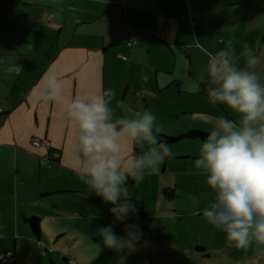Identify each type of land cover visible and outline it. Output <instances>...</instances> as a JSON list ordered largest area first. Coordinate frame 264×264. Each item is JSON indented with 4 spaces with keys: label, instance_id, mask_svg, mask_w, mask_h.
I'll return each mask as SVG.
<instances>
[{
    "label": "crops",
    "instance_id": "crops-1",
    "mask_svg": "<svg viewBox=\"0 0 264 264\" xmlns=\"http://www.w3.org/2000/svg\"><path fill=\"white\" fill-rule=\"evenodd\" d=\"M69 2L64 0V5L74 4ZM95 2L101 6L84 8L83 11H92L93 14L84 13L82 16H66L64 13L71 12L63 6H45L44 9L51 14L39 15L40 23L36 28L52 30L55 42L49 47L33 50L30 32L25 27L21 28L20 32L28 36L23 41L30 46L16 47L18 57L13 58L22 66L23 71L15 73L5 70L6 75L27 79L28 83H32L27 94H24L25 90L19 91L15 95L16 100H9V110L0 107L4 116L0 125V255L13 254L14 262L10 264H22L21 260L26 258L25 253L37 256V264H43L44 257L40 253L38 255L35 246H41L42 243L57 246L60 239L68 241L70 223L84 224L83 199L88 200L89 197L84 195L87 186L79 179L70 159V153L76 146L77 129L65 122L64 105H38L33 102V95L48 74L56 73L61 77L65 95L69 99L73 96L99 94L111 88L116 92V101L127 103L134 111L151 110L163 126L159 134L163 142L165 140L161 135L180 137L194 128L193 114L203 112L210 123H201L209 128L214 126L212 124L219 116V104L208 101L206 83L193 77L185 79L178 56H174L171 71L159 66H140V83L132 85L129 77L133 76L131 74L137 67L139 51L134 44L130 49L127 39L122 42L116 40L115 33L127 26L125 22L129 13L137 12L144 5H153L152 0ZM14 5L21 8L26 6L19 2ZM63 11L58 17L53 15ZM126 40L127 44L124 43ZM119 43L124 44L118 46ZM120 51L123 53L119 54ZM32 54L36 57L33 58ZM111 55H115V59L124 65V71L128 74L127 80L121 84L115 81V70L121 68V65L119 63L116 67ZM26 57L28 61L24 60ZM194 82H200L199 88L194 86ZM192 96L193 103L190 100ZM114 107H117L115 101ZM33 141L49 143L50 150L42 145L33 147ZM201 142L199 139L185 138L166 142L171 146L175 158L166 160L160 166L161 174L175 173L176 168L168 167L170 160H187L192 157L195 161ZM54 151L58 154L57 159L52 156ZM190 153L193 155L188 156ZM182 171L180 173L197 175L199 179L185 178L183 184L174 180L170 187L174 190V196L168 200L175 202V212L178 214L185 217L197 214L202 217L204 209L214 199L210 195L212 191L206 184L205 176L194 167ZM65 195L77 196V212L71 210L68 213L61 208L62 205L69 209L73 206L72 199ZM33 216L40 219L38 236L25 221ZM225 241L216 242V247L210 251L196 248L197 253L200 258L208 254V257L213 258L212 262L220 264H241L242 260L254 257V253L231 248ZM57 254L63 262L69 264L64 252L57 251ZM32 262L30 258L29 264ZM49 264L56 263L50 258ZM253 264H264V258H254Z\"/></svg>",
    "mask_w": 264,
    "mask_h": 264
},
{
    "label": "clouds",
    "instance_id": "clouds-1",
    "mask_svg": "<svg viewBox=\"0 0 264 264\" xmlns=\"http://www.w3.org/2000/svg\"><path fill=\"white\" fill-rule=\"evenodd\" d=\"M207 54L206 74L200 78L207 85V96L237 114L239 122L218 116L200 143L193 167L214 193L203 215L224 234L229 247L254 253L241 261L253 264L254 258H264V52L249 47L242 54L243 65L230 46ZM6 70L20 73L23 68L14 61ZM194 86L199 88L200 82ZM115 98V90L109 88L69 99L61 77L51 73L33 102L65 106L63 118L78 133L71 162L79 179L111 205L113 222L101 228L102 244L117 253H133L147 245L141 243L140 223H127L138 219L135 190L147 175L158 173L166 160L175 157L171 146L160 139L163 126L154 112L134 111ZM118 224L124 225V236L116 234Z\"/></svg>",
    "mask_w": 264,
    "mask_h": 264
},
{
    "label": "rangeland",
    "instance_id": "rangeland-1",
    "mask_svg": "<svg viewBox=\"0 0 264 264\" xmlns=\"http://www.w3.org/2000/svg\"><path fill=\"white\" fill-rule=\"evenodd\" d=\"M152 1L153 5H144L145 7L139 8L137 12L129 13L125 22L127 26L115 33L116 40L122 42L127 39L129 43H134L135 49L139 51L137 67L131 74L133 76L129 77L132 85L136 82L140 83L138 74L140 66L152 68L159 66L171 71L174 56H178L182 62V73L185 79L193 77L200 81V78L206 74L209 61L207 53L215 54L218 50L230 46L241 57L240 63L243 65L242 54L249 47L256 49L257 52H264V0ZM15 2L24 3L26 6L17 7L14 5ZM69 3L73 5L65 6L64 0H0V59L4 60V63L0 64L1 108L9 110V100H16L15 95L19 91L25 90L24 94H27L32 84L28 83L27 79L6 75L5 71L9 64L16 61L13 57H18L15 48L30 46L28 42L23 41L25 37H28L27 34L21 33L20 29L25 27L24 29L30 32L33 50L43 46L49 47L55 42L52 30L36 28V25L40 23L39 15L51 14L44 9L45 6L52 8L63 6L71 12L64 13V9L61 13L55 12L53 14L55 17L63 13L66 16L93 14L92 11L90 13L83 11L84 8L92 5L101 6L96 4L95 0H70ZM124 43H119L118 46ZM122 53L119 52V54ZM32 56L36 57L35 54ZM110 57L115 59V55ZM24 60L28 61L27 57ZM119 63L121 65L120 61L114 60L116 67ZM123 66L115 70L116 83L121 84L128 78ZM190 100L193 103L194 97L192 96ZM208 101H211L210 98ZM218 107L219 116L225 115L236 123L239 122L237 114L223 105ZM192 117L194 128L190 131L209 134L211 128L201 123L202 121L210 123L203 112L193 114ZM3 118V114L0 113V125ZM190 154L188 156L193 155V153ZM189 158L170 160L168 167L176 168L175 173L161 174L159 171L147 175L140 187L135 190L134 195L139 209L138 219H130L127 223H140L144 231L141 243L146 241L145 247L133 253H117L103 246L101 228L113 222V217L109 213L111 205L103 203L100 197L86 187L84 195L89 197L88 200L83 199L85 218L82 221L84 224L70 223L68 241L60 239L57 246L45 243L35 246L38 255L40 253L44 257L43 264H49L50 258L56 264H67L62 261V257L58 256L57 251L64 252L69 264H220L212 262L213 258L208 257V254L200 258L196 248L210 251L216 247V242L225 241L224 234L209 224L204 215L201 217L195 214L185 217L178 214L175 212L177 210L175 202L166 199L163 194V189L170 188L174 180H179L180 184H183L185 178L199 179L197 175L180 173L183 172L182 170L193 167V158ZM94 195L96 197H92ZM210 195L214 197L212 192ZM65 196L72 199L73 206L69 209L62 205L61 208L68 213L71 210L77 212L76 205L79 202L77 196ZM123 229L124 225L118 224L114 230L117 235L124 236ZM25 257H22L25 259L21 260L22 264H29L30 258L33 260L32 264H37V256L32 257L30 253H25Z\"/></svg>",
    "mask_w": 264,
    "mask_h": 264
},
{
    "label": "trees",
    "instance_id": "trees-1",
    "mask_svg": "<svg viewBox=\"0 0 264 264\" xmlns=\"http://www.w3.org/2000/svg\"><path fill=\"white\" fill-rule=\"evenodd\" d=\"M137 2V0H135ZM0 113H1V110H0ZM164 140L166 142H175L179 139H199V140H203L207 137V134L205 133H200V132H197V131H188L186 134H184L183 136H180V137H165L163 135H161ZM163 194L164 196L167 198V199H172L173 196H174V190L173 189H170V188H167V189H164L163 190ZM28 225L30 226L32 232L38 236L39 234V228H40V219L36 216H33V217H30L28 219L25 220ZM0 264H3V262L0 261ZM5 264V263H4Z\"/></svg>",
    "mask_w": 264,
    "mask_h": 264
},
{
    "label": "built area",
    "instance_id": "built-area-1",
    "mask_svg": "<svg viewBox=\"0 0 264 264\" xmlns=\"http://www.w3.org/2000/svg\"><path fill=\"white\" fill-rule=\"evenodd\" d=\"M133 44L134 43H128L127 46L129 48H131L133 46ZM41 145L44 146L48 151L50 150V145L47 142H45V143H41L39 141H33L32 142V146L35 147V148H38ZM52 156H53L54 159H57V157H58L57 152H55V151L52 152ZM0 261L5 263V264H10V263L14 262V258H13L11 253L1 254L0 255Z\"/></svg>",
    "mask_w": 264,
    "mask_h": 264
},
{
    "label": "flooded vegetation",
    "instance_id": "flooded-vegetation-1",
    "mask_svg": "<svg viewBox=\"0 0 264 264\" xmlns=\"http://www.w3.org/2000/svg\"><path fill=\"white\" fill-rule=\"evenodd\" d=\"M131 49V48H130ZM163 142V141H162ZM166 142V141H165Z\"/></svg>",
    "mask_w": 264,
    "mask_h": 264
},
{
    "label": "water",
    "instance_id": "water-1",
    "mask_svg": "<svg viewBox=\"0 0 264 264\" xmlns=\"http://www.w3.org/2000/svg\"><path fill=\"white\" fill-rule=\"evenodd\" d=\"M12 256H13V254H12Z\"/></svg>",
    "mask_w": 264,
    "mask_h": 264
}]
</instances>
